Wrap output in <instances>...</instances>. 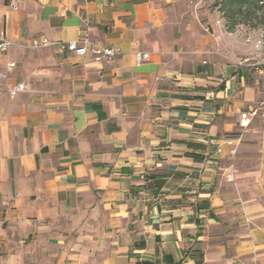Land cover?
Returning <instances> with one entry per match:
<instances>
[{"label":"crops","instance_id":"0c3cea01","mask_svg":"<svg viewBox=\"0 0 264 264\" xmlns=\"http://www.w3.org/2000/svg\"><path fill=\"white\" fill-rule=\"evenodd\" d=\"M187 1L0 0V264H264V70Z\"/></svg>","mask_w":264,"mask_h":264},{"label":"rangeland","instance_id":"374dc122","mask_svg":"<svg viewBox=\"0 0 264 264\" xmlns=\"http://www.w3.org/2000/svg\"><path fill=\"white\" fill-rule=\"evenodd\" d=\"M242 11H245V7L242 8ZM262 12L264 9L257 15L261 16ZM185 14L196 27V35H206L214 39L217 36H222L229 44L236 45L237 58L255 56L252 54L255 52L252 48L253 45L247 41V36H250L252 40H262L264 43V20H258L254 16L244 13L237 14L232 18L230 15L224 14L220 5H216L214 0H188ZM216 50L213 54H217ZM261 53L264 54V48Z\"/></svg>","mask_w":264,"mask_h":264},{"label":"built area","instance_id":"2783aa9c","mask_svg":"<svg viewBox=\"0 0 264 264\" xmlns=\"http://www.w3.org/2000/svg\"><path fill=\"white\" fill-rule=\"evenodd\" d=\"M10 6L14 7L15 3L10 2ZM247 41H250L253 45V49L255 51V56L253 58H243L238 61V65H249L251 66L256 72L262 73L264 68V56H262L261 52L264 48V43L262 40H252L250 36H247ZM12 43L5 39L4 37L0 38V53H5L8 51V49L11 47ZM29 47L31 49L37 50L40 48H45V47H56L60 50H65L68 52H72L77 56H83L86 53H91L95 60H102V59H112L115 56V51L112 48L109 47H100V46H88L86 42H79L76 40H69L65 42H51L48 41L46 38H39V39H33L30 42ZM135 59L136 62H141L143 60L147 59V54L143 52H135ZM14 68L13 63H9L5 67V73L1 75L2 79H6L8 73L12 71ZM26 91V84L25 83H17L12 87L8 88V94L9 96L13 97L19 93H22ZM264 106V101L260 102L257 104L254 108L248 111H243L239 113V119H238V126L240 129V134L245 131L251 121L257 117L258 115H263L261 111V107ZM241 139V135H239L236 139L234 140H227L226 144L230 147H232L229 151L230 156H234L236 153V144H234V141L239 142ZM225 178L227 181H232V175L230 173L225 175Z\"/></svg>","mask_w":264,"mask_h":264},{"label":"trees","instance_id":"16d2710c","mask_svg":"<svg viewBox=\"0 0 264 264\" xmlns=\"http://www.w3.org/2000/svg\"><path fill=\"white\" fill-rule=\"evenodd\" d=\"M216 5H220L224 14L230 15V17H235L237 14L244 13L245 15H252L256 19L264 20V12L261 16L257 13L264 9V0H214ZM245 7V11L242 8ZM233 27V26H232Z\"/></svg>","mask_w":264,"mask_h":264}]
</instances>
